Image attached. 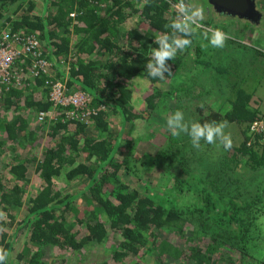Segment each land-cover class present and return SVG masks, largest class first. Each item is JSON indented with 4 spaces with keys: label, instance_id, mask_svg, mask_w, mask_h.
<instances>
[{
    "label": "trees",
    "instance_id": "1",
    "mask_svg": "<svg viewBox=\"0 0 264 264\" xmlns=\"http://www.w3.org/2000/svg\"><path fill=\"white\" fill-rule=\"evenodd\" d=\"M176 3L0 0V36H35L50 62L34 76L35 58L23 56L0 84L5 264H264V122L251 102L257 88L243 87L246 46L231 32L220 51L208 45L202 33L226 31L208 4L171 72L148 77L153 40L170 31ZM260 21L241 18L239 30ZM56 79L86 92L93 113L54 109ZM215 90L221 109L201 99ZM177 110L192 114L189 123L227 122L225 135L234 126L240 140L226 135L231 148L217 141L216 154L203 141L194 148L186 134L160 130ZM80 197L87 207L78 217Z\"/></svg>",
    "mask_w": 264,
    "mask_h": 264
},
{
    "label": "clouds",
    "instance_id": "2",
    "mask_svg": "<svg viewBox=\"0 0 264 264\" xmlns=\"http://www.w3.org/2000/svg\"><path fill=\"white\" fill-rule=\"evenodd\" d=\"M204 11L202 7L185 5L183 0H180L176 17L170 20L167 26L170 31L157 35L153 40L155 47L152 48L150 58L144 66L148 77L163 79L171 72L169 61H173L179 52L191 45V37L196 33L199 22L204 19ZM202 37L212 47L223 48L225 45L226 36L222 31L205 32ZM166 126L172 136L186 134L194 148H199L202 141L210 145L219 141L225 150L232 146L224 133L227 122L189 123L186 122L184 113L177 110L167 117ZM8 257L7 251L0 250V264H5Z\"/></svg>",
    "mask_w": 264,
    "mask_h": 264
},
{
    "label": "rangeland",
    "instance_id": "3",
    "mask_svg": "<svg viewBox=\"0 0 264 264\" xmlns=\"http://www.w3.org/2000/svg\"><path fill=\"white\" fill-rule=\"evenodd\" d=\"M188 1L190 2V4H193L194 7H202L203 9H206L207 7H209L207 0H191V1L188 0ZM37 4H41V2L37 1ZM257 5H258V7H256V9L259 10V12L261 13V16H262L261 21H260V25H259V27L261 26L260 27L261 30L258 27L253 28V26H248V27H245L244 32L242 33L241 30H239V29L243 28L242 27L243 24H242V22H238V20H241V18L237 20L234 17H226V16L219 15V14H214L213 16H215L217 18V20H220L221 22H223L226 31H222V32L225 33L226 37L229 36L230 32L236 33L235 36L240 37V38H238L240 43L242 45L246 46L243 48V50L241 52V58L244 59L243 61L246 63V65H245L246 70H244V72H246V73L248 72L247 74H241V75L245 76V79L243 81V87L249 88L250 91H252L254 88H257L252 94L251 102L253 103L254 106L260 108V112L263 116L262 122H264V4H257ZM205 16H206V13H204V18H205ZM251 23H254V22H251ZM144 24H146V23H144ZM200 26H202V25L199 23V27ZM146 30H147L146 25L142 26L141 31H146ZM149 33L154 35V36L157 35V33L154 31H150ZM216 49L220 51L219 48H216ZM209 59L213 60L214 56L209 57ZM191 63H192V61H189L188 65H191ZM205 78H206L205 75L204 76L201 75L200 79H199L200 84L203 86L208 85V84H206ZM258 81H260L259 83H261L260 86L257 85ZM220 88H223V86H220ZM218 97H219V94L215 90V92H213L210 95L204 94V96H201V99L205 100L206 103L209 104V106H212V107L215 106L216 109H221L222 108L221 107V101L222 100L217 99ZM211 104H213V105H211ZM226 105L227 104H224L223 107H225ZM168 114H170V113L168 112ZM185 117H187V119L190 120V118L192 117V114L188 111V112H186ZM162 125H163V127H160V130L168 129L166 126V120L164 121V123L162 122ZM228 129H230V132L226 133V135L232 136L234 138V141H233L234 144H237V142H239V140H240V135L237 133V132H239V129L238 128L234 129V126H229ZM209 146L211 149L210 152H213L214 154H216V149L220 148V145H216V144L215 145H209ZM218 153L221 154L220 152H218ZM212 159H213L212 162H214V163L219 162L218 157H214ZM82 200L84 201L85 199L82 197H80V199H78L79 204L76 203L77 206H75L73 208V210L71 211L73 213V215L78 216V217H81L83 215L84 210H85L84 208L87 206L82 205L83 204V202H81ZM256 233H257V231L254 232L253 234L256 236ZM90 249H91L90 247H86L85 250H90Z\"/></svg>",
    "mask_w": 264,
    "mask_h": 264
},
{
    "label": "built area",
    "instance_id": "4",
    "mask_svg": "<svg viewBox=\"0 0 264 264\" xmlns=\"http://www.w3.org/2000/svg\"><path fill=\"white\" fill-rule=\"evenodd\" d=\"M180 3L173 4L175 10L178 9ZM71 17L75 14L71 13ZM27 55L33 56L35 59L32 61L30 73L31 75H38V73L46 72L50 66V62L41 55L39 49V43L35 36L25 35L19 36L16 34H10L9 32H3L0 36V84L9 82V69L14 63L21 57ZM49 100L52 107L66 108V115L69 118L82 119L92 112L90 106V96L83 91H68L65 81L53 80L50 81V93ZM39 118L46 116V114L40 113ZM51 116V113L48 114ZM255 125V124H254Z\"/></svg>",
    "mask_w": 264,
    "mask_h": 264
},
{
    "label": "flooded vegetation",
    "instance_id": "5",
    "mask_svg": "<svg viewBox=\"0 0 264 264\" xmlns=\"http://www.w3.org/2000/svg\"><path fill=\"white\" fill-rule=\"evenodd\" d=\"M226 0H207L217 14L226 17L244 18L251 22L258 23L262 16L256 7L255 0H227L231 2L224 3ZM206 13V12H205Z\"/></svg>",
    "mask_w": 264,
    "mask_h": 264
},
{
    "label": "crops",
    "instance_id": "6",
    "mask_svg": "<svg viewBox=\"0 0 264 264\" xmlns=\"http://www.w3.org/2000/svg\"><path fill=\"white\" fill-rule=\"evenodd\" d=\"M37 8L38 9H41V6H38ZM52 74H53L52 76H54L55 72H52Z\"/></svg>",
    "mask_w": 264,
    "mask_h": 264
},
{
    "label": "water",
    "instance_id": "7",
    "mask_svg": "<svg viewBox=\"0 0 264 264\" xmlns=\"http://www.w3.org/2000/svg\"><path fill=\"white\" fill-rule=\"evenodd\" d=\"M227 2H231V1H227V0H226V1L223 2V4H224V3H227Z\"/></svg>",
    "mask_w": 264,
    "mask_h": 264
}]
</instances>
